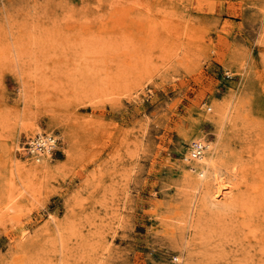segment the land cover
<instances>
[{
  "label": "rangeland",
  "instance_id": "1",
  "mask_svg": "<svg viewBox=\"0 0 264 264\" xmlns=\"http://www.w3.org/2000/svg\"><path fill=\"white\" fill-rule=\"evenodd\" d=\"M0 264H264V0H0Z\"/></svg>",
  "mask_w": 264,
  "mask_h": 264
},
{
  "label": "bare ground",
  "instance_id": "2",
  "mask_svg": "<svg viewBox=\"0 0 264 264\" xmlns=\"http://www.w3.org/2000/svg\"><path fill=\"white\" fill-rule=\"evenodd\" d=\"M50 135H52V134L38 133L29 139L35 140L36 137H39L44 145H48L49 139L52 140ZM191 142L195 143L197 145L199 144L203 148L201 149L200 155H198V156H192V154H196V150H192V151L188 150L190 158L193 159L194 161L190 160L188 158L192 162H190V163L186 162V164L189 166H190V164H192L193 168L197 169V178L195 180L193 179V184L197 189L203 190V192L205 193L206 192L205 188H206L207 182L211 181V180L217 181L218 175H217V171H216V165L212 161V155H213L215 147L211 142L202 140L201 137H197V140H192ZM56 144H57V139H56V142H54L53 149H55ZM48 147L49 146H47V149L43 153L37 152L36 150L33 149V147L32 148L28 147L27 153L32 155L34 157V159H37L38 162L45 161L47 159V157L45 158L44 156H46L48 153L51 152V149H48ZM36 164H35V166H37ZM229 188H230V185L226 181L222 182L221 184L215 186V191L212 192L210 194V196L213 197V199H214L217 196L219 197V195H225L226 191ZM211 202L214 203L212 198H211Z\"/></svg>",
  "mask_w": 264,
  "mask_h": 264
},
{
  "label": "built area",
  "instance_id": "3",
  "mask_svg": "<svg viewBox=\"0 0 264 264\" xmlns=\"http://www.w3.org/2000/svg\"><path fill=\"white\" fill-rule=\"evenodd\" d=\"M50 136H51L52 140L49 139L48 145H44L42 143L41 139L39 137H36L35 140H29L28 141L27 147H31V148L33 147V149L39 153L45 152V150L47 149V146H49L48 149L53 150V146H54V142H56V138L52 135H50ZM202 148L203 147H201L199 144L197 145V144L191 142L190 147H189V151L196 150V154H192V156H198V155H200Z\"/></svg>",
  "mask_w": 264,
  "mask_h": 264
}]
</instances>
